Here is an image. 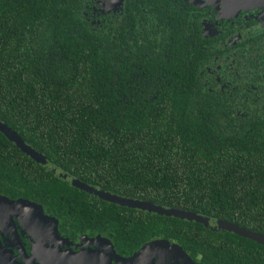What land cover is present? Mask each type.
<instances>
[{
	"label": "trees",
	"instance_id": "trees-1",
	"mask_svg": "<svg viewBox=\"0 0 264 264\" xmlns=\"http://www.w3.org/2000/svg\"><path fill=\"white\" fill-rule=\"evenodd\" d=\"M134 1L106 15L95 0H0V118L91 185L264 234V92L250 106L215 97L199 22L131 15ZM0 188L72 199L77 219L116 240L167 238L205 264H264L260 242L89 194L1 131Z\"/></svg>",
	"mask_w": 264,
	"mask_h": 264
},
{
	"label": "flooded vegetation",
	"instance_id": "flooded-vegetation-1",
	"mask_svg": "<svg viewBox=\"0 0 264 264\" xmlns=\"http://www.w3.org/2000/svg\"><path fill=\"white\" fill-rule=\"evenodd\" d=\"M162 1L165 12L155 0H135L127 10L136 16L139 9L145 16L159 18L164 17L162 14L171 19L176 18L174 15L190 16L199 22L200 32L207 39L204 60L211 61L205 62L206 68L200 67V73L215 91L214 96L230 101V105L247 102L250 106L251 99L262 100L264 0ZM126 4L127 0H95L94 9L106 15L122 14ZM19 199L35 207L12 203ZM72 201L57 202L41 193L27 196L26 192L0 188V264H186L177 254L171 257L163 253L161 245H157L158 251L152 247L138 256L145 244L163 238L139 241L131 234L134 237L116 240L106 224L77 219ZM178 244L194 263L202 262L190 247Z\"/></svg>",
	"mask_w": 264,
	"mask_h": 264
},
{
	"label": "water",
	"instance_id": "water-1",
	"mask_svg": "<svg viewBox=\"0 0 264 264\" xmlns=\"http://www.w3.org/2000/svg\"><path fill=\"white\" fill-rule=\"evenodd\" d=\"M0 131L4 133L7 136V138L11 140L22 152L30 156L33 160L46 166L57 177L63 178L64 180L68 181L71 185L78 187L79 189L84 190L89 194L95 195L108 202L116 203L121 206L146 210L149 212L157 213L159 215L174 216L177 218L187 219L192 221L194 220L203 223L206 227H210L211 229L214 230L223 229L230 232H234L243 237H247L257 242H260L261 244L264 245V234L255 231L251 228L239 225L237 223L226 221L221 218H212L185 209L171 208V207L168 208L163 205L156 204L147 200H143L135 197L123 196L117 193H112L108 190L102 189L95 185H91L90 183H87L86 181H83L80 178L74 177L73 175L65 171L63 168L53 164L51 161L48 160V158L45 156L44 153L37 150L31 144H28L24 140V138L17 133V131H15L8 123L4 122L1 118H0ZM12 203L20 204L26 207H32V206L35 207L33 203L28 202L25 199L15 200L12 201ZM157 245H161L162 248H165L163 253L167 252V254L170 255L171 257L174 254H177L179 257H182L183 262L186 264H205L203 262L194 263V261L191 259L189 254L181 247V245H179L178 243H171L169 240L164 238L155 239L145 244L137 255L140 257L142 255H145L148 249H151L152 247H154L155 250H157V248H159L157 247Z\"/></svg>",
	"mask_w": 264,
	"mask_h": 264
}]
</instances>
